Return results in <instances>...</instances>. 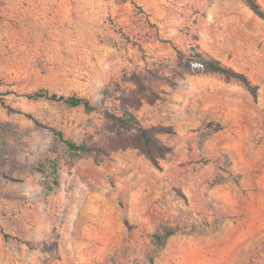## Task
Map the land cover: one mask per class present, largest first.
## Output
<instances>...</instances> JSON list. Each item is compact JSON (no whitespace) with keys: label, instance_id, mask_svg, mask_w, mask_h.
<instances>
[{"label":"rangeland","instance_id":"1","mask_svg":"<svg viewBox=\"0 0 264 264\" xmlns=\"http://www.w3.org/2000/svg\"><path fill=\"white\" fill-rule=\"evenodd\" d=\"M192 43L256 94L186 67ZM0 91V264H264V18L243 0H0ZM122 106L171 128L159 167Z\"/></svg>","mask_w":264,"mask_h":264},{"label":"trees","instance_id":"2","mask_svg":"<svg viewBox=\"0 0 264 264\" xmlns=\"http://www.w3.org/2000/svg\"><path fill=\"white\" fill-rule=\"evenodd\" d=\"M246 4L260 17L264 18V7L258 2V0H243ZM186 56L187 63L186 67L192 69L195 72H215L225 74L229 78H239L246 87H248L253 94H256L255 86L241 73L235 72L230 67L222 64L220 60L208 54L198 43H192L188 48V51L183 52ZM1 95V91H0ZM30 99H50L55 101H61L70 106H82L86 109L93 110L95 106L84 97L80 96H66L51 92L48 89H41L33 93L26 95ZM0 101H2L0 97ZM25 115L32 119L36 124L42 125V123L30 113ZM114 119L119 123L120 129L128 131L134 134L135 137L142 141V145L139 148L147 156V158L156 166L159 167V159L164 158L168 153L171 152L172 148L169 145L164 144L157 136V133L171 132V128L164 126H153L147 127L143 125L138 116L133 113L127 107L122 106V115H112ZM61 141H63L71 151L76 155H81L90 150L86 144H76L70 139H66L61 132L56 133ZM57 173H55L56 175ZM165 235H156L158 240L157 244L162 246L164 239L174 234L175 231L167 229Z\"/></svg>","mask_w":264,"mask_h":264}]
</instances>
